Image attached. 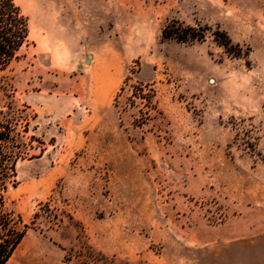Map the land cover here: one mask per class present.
I'll list each match as a JSON object with an SVG mask.
<instances>
[{"label":"rangeland","instance_id":"1","mask_svg":"<svg viewBox=\"0 0 264 264\" xmlns=\"http://www.w3.org/2000/svg\"><path fill=\"white\" fill-rule=\"evenodd\" d=\"M13 1L7 264H264V0Z\"/></svg>","mask_w":264,"mask_h":264},{"label":"trees","instance_id":"2","mask_svg":"<svg viewBox=\"0 0 264 264\" xmlns=\"http://www.w3.org/2000/svg\"><path fill=\"white\" fill-rule=\"evenodd\" d=\"M27 39V18L13 0H0V72L18 59ZM28 132L27 117L10 108L6 112L0 111V264H7L29 228L22 224L20 216L6 209L4 199L8 184L16 176L17 162L28 157L29 152L35 149V142L40 144L34 136H28ZM37 219L38 214L35 213L30 225L33 226Z\"/></svg>","mask_w":264,"mask_h":264},{"label":"crops","instance_id":"3","mask_svg":"<svg viewBox=\"0 0 264 264\" xmlns=\"http://www.w3.org/2000/svg\"><path fill=\"white\" fill-rule=\"evenodd\" d=\"M70 260H71V259H70ZM70 260H69V261H70ZM69 263H71V261H70Z\"/></svg>","mask_w":264,"mask_h":264}]
</instances>
